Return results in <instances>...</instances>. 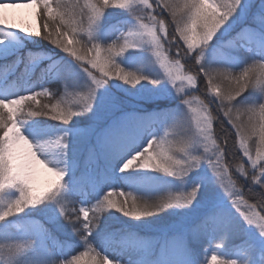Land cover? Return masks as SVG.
<instances>
[{
  "label": "snow or ice",
  "instance_id": "6c2138e0",
  "mask_svg": "<svg viewBox=\"0 0 264 264\" xmlns=\"http://www.w3.org/2000/svg\"><path fill=\"white\" fill-rule=\"evenodd\" d=\"M28 2L35 32L0 11V264H264V0Z\"/></svg>",
  "mask_w": 264,
  "mask_h": 264
},
{
  "label": "rangeland",
  "instance_id": "374dc122",
  "mask_svg": "<svg viewBox=\"0 0 264 264\" xmlns=\"http://www.w3.org/2000/svg\"><path fill=\"white\" fill-rule=\"evenodd\" d=\"M66 2L74 3L75 0H66ZM79 2L81 4H83L84 0H79ZM49 6L52 8V16L55 18L57 16V12H58V10L56 8V0H49ZM0 11L3 12V14L5 15V17H6V19H7V21L9 23L15 24L17 26V29L22 27V28H26V29H28V30H30L32 32H35V31H37L39 29L40 25L43 23V21L38 18L37 12L39 11L41 13V15H43L45 9H44L43 5H41L39 8H37V6H35V5H30L28 0H17V3L15 5H11V6L5 8V9H2ZM165 15H167V14H165ZM45 19H47V17H45ZM169 20H170V17H169ZM49 23L51 24L52 21L49 20ZM55 23H56V25L60 24V21H59L58 18L55 20ZM170 31H174V28L172 30H170ZM17 34L18 35H23V33H19V32ZM177 39H179V38L177 37ZM109 42H111V41H109ZM8 43L9 44L12 43L10 37L8 38ZM40 43H41V45H43L46 48H51L52 47L50 42H48L46 40H43L42 38H40ZM180 43H181V45L183 44L182 41ZM27 47L28 48H32L34 51L36 50L35 46L31 45V44L27 45ZM164 47L166 49V54L167 55H169L170 57L175 56V54H176V49L175 48L169 49L167 42L164 43ZM61 55H65V54L61 53ZM4 63H5L4 61L0 60V65L1 64L3 65ZM21 67H22V70H21L20 74L25 75V73L23 72L24 65H21ZM140 67L142 68L143 66L140 65ZM155 67H156V69L158 71L161 72V74L163 73V69H160L159 64H156ZM13 70H15V69H13ZM3 71H4V69L0 68V72H3ZM38 75H39V73H37L35 80H37ZM25 77H26V75H25ZM15 78L17 79V77H15ZM12 84L14 85L15 83H12ZM149 87H150V85H149ZM45 88H47L50 93L55 94L56 99H58L59 96L64 91V85H63L62 82H52L49 86H47ZM197 88L201 89V90H193V95L198 97L205 104H207L209 100L214 98V93L208 91V85H207V81L206 80H204L203 82H200V80L198 78ZM33 90L36 91V92L42 91V89L39 86V82L38 81H37L36 87ZM23 94H27V93H23ZM36 99H37V101H39L40 104H44V103L51 104V103L55 102V100L52 99L51 97L44 96V95L38 96ZM35 103H36V101L25 102V107L27 108V107H29L31 105H34ZM209 110L211 111V113H212V115L214 117V120H213V132H214L215 137L217 138V143H219L221 145L226 143L224 141L225 139L217 131V128H218L217 125H219V126L222 125L225 130H229L231 132V134H232L233 140L235 142L234 146L236 147L237 153H238V156L236 154L235 155L237 157L241 156L242 153L240 152L239 146H238V144L236 142L235 132L231 128V125L227 123V119L225 117H223L222 113H218L217 112V109H216L215 105H209ZM185 111H187L186 108H185ZM221 120L224 121L223 124L220 123ZM257 120H259V116H257ZM50 123H53V122H50ZM164 131H165V129H160V134L163 135ZM168 131L170 133L172 132L171 129H168ZM169 138H171V137H169ZM253 140L257 141L258 138L257 137H253ZM255 148H256V143H252V153H253V155L255 154ZM244 161L246 162V158H244ZM234 169H235V167L233 166L232 174L235 177V176H238L239 174H236L234 172L235 171ZM121 175H124V174H121ZM50 180H51V174L47 173L44 169L38 168L37 169L36 178H35V182H34V190L42 191L45 187H47V185H48ZM238 187H240V190L242 192H246L247 191V185L246 184H242V185L238 184ZM159 190L163 191L164 190L163 186ZM105 192H107V189H105ZM113 198L116 199V196L114 195ZM244 198L245 199H249L248 196H245ZM253 202L254 201L249 199V203H253ZM203 246H206V245H203ZM81 250H82V252L85 251L84 248H82ZM94 255H95L94 253H88L87 255L82 257V260L87 262V264H91V260H92V257Z\"/></svg>",
  "mask_w": 264,
  "mask_h": 264
},
{
  "label": "trees",
  "instance_id": "16d2710c",
  "mask_svg": "<svg viewBox=\"0 0 264 264\" xmlns=\"http://www.w3.org/2000/svg\"><path fill=\"white\" fill-rule=\"evenodd\" d=\"M222 126V125H221ZM219 126V125H217V131L221 134V136L225 139V137H227V143H228V145H229V147H231V148H233V150L235 151V154L238 156V153H237V149H236V147L234 146V140H233V137H232V134H231V132L229 131V130H225L224 129V127L222 126ZM223 139V140H224ZM225 141V140H224ZM226 142V141H225ZM121 190H123V191H128V189L127 188H124V189H120V188H117V191H116V194H115V196H116V198H121L122 199V197H119V192L121 191ZM137 195H141V194H137ZM145 198H147V197H145ZM62 238V240L64 239L63 237H61ZM60 238V239H61ZM81 249L82 248H80L76 253H74V254H78V252L79 251H81Z\"/></svg>",
  "mask_w": 264,
  "mask_h": 264
},
{
  "label": "bare ground",
  "instance_id": "6f19581e",
  "mask_svg": "<svg viewBox=\"0 0 264 264\" xmlns=\"http://www.w3.org/2000/svg\"><path fill=\"white\" fill-rule=\"evenodd\" d=\"M46 48V47H45ZM2 65V64H1ZM21 70H22V67L19 69V70H13V71H15V73H16V75H14V76H11L10 77V82L11 83H15L16 82V78L15 77H18V76H20L21 74ZM25 75H26V78H27V74L25 73ZM37 75V74H36ZM36 79V76H32L31 77V80H35ZM15 80V81H14ZM51 83H47V84H45L44 85V87H47V86H49ZM53 124H54V122H53ZM235 170V169H234ZM235 172V171H234ZM236 173V172H235ZM236 174H238V173H236ZM88 207H91V205H88ZM62 236H60V238H61ZM64 238V237H63ZM61 240H62V238H61ZM79 252H82V250L81 251H79ZM79 252H78V254H79ZM69 259H70V256L68 257Z\"/></svg>",
  "mask_w": 264,
  "mask_h": 264
}]
</instances>
